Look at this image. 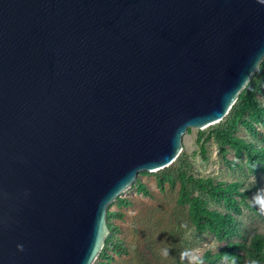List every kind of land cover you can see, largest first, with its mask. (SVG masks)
<instances>
[{
    "label": "water",
    "instance_id": "water-1",
    "mask_svg": "<svg viewBox=\"0 0 264 264\" xmlns=\"http://www.w3.org/2000/svg\"><path fill=\"white\" fill-rule=\"evenodd\" d=\"M263 59L258 0H0V264H92L108 206Z\"/></svg>",
    "mask_w": 264,
    "mask_h": 264
},
{
    "label": "rangeland",
    "instance_id": "rangeland-1",
    "mask_svg": "<svg viewBox=\"0 0 264 264\" xmlns=\"http://www.w3.org/2000/svg\"><path fill=\"white\" fill-rule=\"evenodd\" d=\"M256 97L264 112V77ZM227 119L188 127L172 164L138 173L108 206L109 233L92 264H264L253 244L264 215L251 199L264 189V114ZM251 150H261L254 161ZM208 180L224 192L210 191Z\"/></svg>",
    "mask_w": 264,
    "mask_h": 264
},
{
    "label": "trees",
    "instance_id": "trees-1",
    "mask_svg": "<svg viewBox=\"0 0 264 264\" xmlns=\"http://www.w3.org/2000/svg\"><path fill=\"white\" fill-rule=\"evenodd\" d=\"M264 77V59L261 62L258 70L251 77L245 88L238 95L237 100L234 102L230 110L228 111L227 119L228 124L234 119L245 114L246 111L250 110L257 116H263L264 112L261 108V103L256 97L258 89L261 87L262 79ZM226 114V115H227ZM218 136L224 140L230 138L229 133L225 129L218 130ZM261 150H251L249 152L250 160L254 161L256 156L260 155ZM174 162V161H173ZM172 164V163H171ZM204 186L212 192L223 193L224 188L221 186L216 187L210 180L204 182ZM253 244L264 254V234H259L253 237Z\"/></svg>",
    "mask_w": 264,
    "mask_h": 264
},
{
    "label": "clouds",
    "instance_id": "clouds-1",
    "mask_svg": "<svg viewBox=\"0 0 264 264\" xmlns=\"http://www.w3.org/2000/svg\"><path fill=\"white\" fill-rule=\"evenodd\" d=\"M260 4H264V0H258ZM252 201H253V206L256 207L261 215H264V189H258L253 195H252ZM18 251H23L24 246L23 245H17ZM161 255L167 256L168 255V250L167 249H162L161 250ZM249 264H256L255 260H251Z\"/></svg>",
    "mask_w": 264,
    "mask_h": 264
}]
</instances>
